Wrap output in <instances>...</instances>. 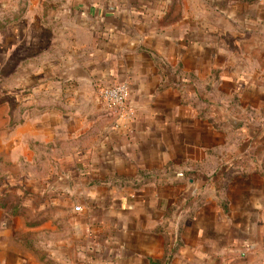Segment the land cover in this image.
<instances>
[{
    "label": "crops",
    "instance_id": "crops-1",
    "mask_svg": "<svg viewBox=\"0 0 264 264\" xmlns=\"http://www.w3.org/2000/svg\"><path fill=\"white\" fill-rule=\"evenodd\" d=\"M0 1L60 38L19 131L69 165L27 229L0 217V264H264V0ZM122 82L133 120L100 98Z\"/></svg>",
    "mask_w": 264,
    "mask_h": 264
},
{
    "label": "rangeland",
    "instance_id": "rangeland-1",
    "mask_svg": "<svg viewBox=\"0 0 264 264\" xmlns=\"http://www.w3.org/2000/svg\"><path fill=\"white\" fill-rule=\"evenodd\" d=\"M0 4L5 8L4 1ZM14 28L16 22L0 16V217L5 214L12 220L13 209L18 207L20 213L14 215H20L21 228L27 229L34 205L45 201V195L37 191L42 186L45 189L51 176L69 165L60 163V149L30 143L27 134L19 131L20 125L27 124L24 113L31 106L30 98L37 109L44 110L46 98L59 87V82L48 77L52 72L60 73V38L39 25L33 35L15 34ZM46 64L54 65L53 69L45 68ZM35 119L39 124L52 120L41 114ZM19 139L20 145L13 147Z\"/></svg>",
    "mask_w": 264,
    "mask_h": 264
},
{
    "label": "built area",
    "instance_id": "built-area-1",
    "mask_svg": "<svg viewBox=\"0 0 264 264\" xmlns=\"http://www.w3.org/2000/svg\"><path fill=\"white\" fill-rule=\"evenodd\" d=\"M100 98L108 110L113 111L121 119L133 120L135 110L129 105L130 85L127 82L116 83L100 90ZM75 212L80 208L76 207Z\"/></svg>",
    "mask_w": 264,
    "mask_h": 264
},
{
    "label": "water",
    "instance_id": "water-1",
    "mask_svg": "<svg viewBox=\"0 0 264 264\" xmlns=\"http://www.w3.org/2000/svg\"><path fill=\"white\" fill-rule=\"evenodd\" d=\"M228 122L231 125H236V122L234 120H232L231 118H228Z\"/></svg>",
    "mask_w": 264,
    "mask_h": 264
}]
</instances>
